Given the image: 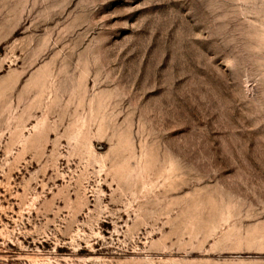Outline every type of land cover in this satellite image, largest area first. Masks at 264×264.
<instances>
[{
	"label": "rangeland",
	"instance_id": "rangeland-1",
	"mask_svg": "<svg viewBox=\"0 0 264 264\" xmlns=\"http://www.w3.org/2000/svg\"><path fill=\"white\" fill-rule=\"evenodd\" d=\"M0 264H264V0H0Z\"/></svg>",
	"mask_w": 264,
	"mask_h": 264
}]
</instances>
